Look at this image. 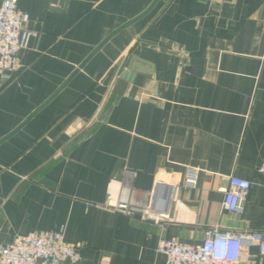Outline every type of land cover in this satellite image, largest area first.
<instances>
[{"label":"crops","instance_id":"0c3cea01","mask_svg":"<svg viewBox=\"0 0 264 264\" xmlns=\"http://www.w3.org/2000/svg\"><path fill=\"white\" fill-rule=\"evenodd\" d=\"M152 1L17 0L32 36L18 70L0 79V140ZM133 56L151 68L123 79ZM263 156L264 0H158L0 142V244L61 230L81 264H163L160 238L260 233ZM137 172L153 177L151 191L134 187ZM231 175L251 184L236 213L222 209ZM123 186L165 219L112 211ZM238 264H264L256 242Z\"/></svg>","mask_w":264,"mask_h":264},{"label":"built area","instance_id":"2783aa9c","mask_svg":"<svg viewBox=\"0 0 264 264\" xmlns=\"http://www.w3.org/2000/svg\"><path fill=\"white\" fill-rule=\"evenodd\" d=\"M28 20L29 15L17 8V0H0V79L10 80L19 68L18 53L32 36L25 28ZM258 172L264 177V156L259 160ZM185 184L191 187L196 184L195 172L188 173ZM250 187L249 181L229 176L223 190V211L238 212ZM111 210L155 223L165 219L164 215L151 211L147 198H135L131 188L125 186ZM255 242L264 255V231L223 232L213 227L206 231L200 244L160 238L155 251L163 256V264H238L243 247ZM82 258L81 248L67 242L61 230L35 231L0 244V264H81Z\"/></svg>","mask_w":264,"mask_h":264},{"label":"water","instance_id":"95a60500","mask_svg":"<svg viewBox=\"0 0 264 264\" xmlns=\"http://www.w3.org/2000/svg\"><path fill=\"white\" fill-rule=\"evenodd\" d=\"M158 0H153L151 2V4L139 15H137L136 17L130 19L129 21L125 22L124 24H122L121 26H119L118 28H116L114 31H112L105 39H103L92 51L91 53L86 57V59L80 63V65H78V67L74 70V72L68 77V79H66V81H64V83L42 104L40 105L29 117H27L18 127H16V129H14L9 135H7L6 137L2 138L0 140V142H2L3 140H5L6 138H8L10 135L14 134L22 125H24L30 118H32V116L34 114H36L41 108L42 106H44L54 95H56L65 85L66 83L76 74L78 73L83 67L84 65L87 63V61L97 52L100 50V48H102L104 46V44L106 42H108L115 34H117L118 32H120L121 30H123L124 28L128 27L129 25L133 24L134 22H136L137 20L141 19L142 17H144L146 14H148L150 12V10L154 7V5L157 3ZM61 5V4H60ZM135 61V62H134ZM145 68H151V65H149L148 63L141 61L140 59L136 58V57H131L130 60L128 61L126 67L123 69V71L120 74V77L123 79H131L134 74H135V70H144ZM146 70V69H145ZM114 71H112L107 77L106 79H104L102 81V83L100 84V86L98 87V90L100 92H104V90L106 89L112 75H113ZM134 187L135 188H139L143 191H151L153 188V177L152 176H148V175H143L142 173H135V179H134Z\"/></svg>","mask_w":264,"mask_h":264}]
</instances>
